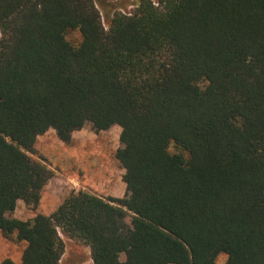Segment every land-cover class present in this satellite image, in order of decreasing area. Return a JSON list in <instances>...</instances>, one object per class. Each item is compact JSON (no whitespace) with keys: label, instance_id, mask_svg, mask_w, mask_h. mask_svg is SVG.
Wrapping results in <instances>:
<instances>
[{"label":"trees","instance_id":"trees-1","mask_svg":"<svg viewBox=\"0 0 264 264\" xmlns=\"http://www.w3.org/2000/svg\"><path fill=\"white\" fill-rule=\"evenodd\" d=\"M113 126L122 199L11 216L52 177L39 136ZM0 232L18 264H60V234L92 264H264V0H0Z\"/></svg>","mask_w":264,"mask_h":264},{"label":"rangeland","instance_id":"rangeland-1","mask_svg":"<svg viewBox=\"0 0 264 264\" xmlns=\"http://www.w3.org/2000/svg\"><path fill=\"white\" fill-rule=\"evenodd\" d=\"M108 8L131 13L138 0H103ZM155 2L156 0H152ZM103 25L107 22L103 16ZM66 40L77 47L81 42L78 31H68ZM120 128L111 127L107 131L94 132L89 127L72 134L69 143H63L53 130L39 136L31 151L26 154L34 161L40 162L52 173L51 179L44 186L40 200L35 209L18 201L11 214L13 218L30 221L36 215L48 216L71 193L82 191L103 199H122L126 186L123 182L124 170L116 160L119 145ZM174 152L173 148H170ZM129 216V215H128ZM130 222V216L126 219ZM65 251L60 264H92L89 249L75 243L62 234ZM26 243L18 241L16 234L3 236L0 232V262L11 260L20 263ZM226 255L217 257V264H225Z\"/></svg>","mask_w":264,"mask_h":264}]
</instances>
